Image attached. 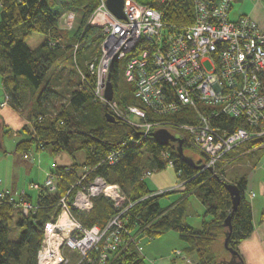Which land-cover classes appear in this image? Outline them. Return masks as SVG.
<instances>
[{"label":"trees","instance_id":"16d2710c","mask_svg":"<svg viewBox=\"0 0 264 264\" xmlns=\"http://www.w3.org/2000/svg\"><path fill=\"white\" fill-rule=\"evenodd\" d=\"M133 1L158 10L162 14L164 30L167 33L180 32L195 23V0ZM206 1L216 4L219 0ZM70 2L71 5L68 7ZM52 3L48 0H0V75L4 89L14 110L24 114L34 103L39 112L32 113V116L28 114L27 119L34 124V130L25 127L24 132L28 138L18 142L15 151L26 154L30 152L32 145L38 144L41 149L52 146L53 153L59 155L63 151L69 152L72 141H76L78 150L86 154V160L83 165L60 166L59 170L56 168L54 174L57 176V191L49 193L48 190L42 189L39 192L37 212L27 217L22 211L18 212L17 227L21 228L22 232L18 241H12L9 233L10 221L16 211L14 205L7 199L0 204V264H37V252L43 243L45 224L50 222L51 218L59 216L61 199L82 178L85 170L92 169L88 180L95 176H104L108 183L121 187L127 200L123 209L126 208L128 201L133 203V206L121 216L124 228L128 229L129 233L124 235L127 247L121 252L107 256L105 263L100 258V251H96L76 264H144L136 240L131 241V238L148 242L171 231L181 236L186 245L185 251L197 257L194 264H228L231 259L229 252V259L219 261L217 253L212 249L218 241L224 245L226 233L229 231L225 220L229 217L233 228L229 245L236 252L240 253V243L252 236L253 211L250 201L246 198L248 180L245 178L235 183L242 191L243 198L239 207L232 212L233 202L225 188L229 182L225 180V169H220L222 164L218 166L217 171L195 170L178 157L177 144L162 147L151 136L144 139L141 131L133 127L129 134L121 138H112L110 141L103 127L96 126L99 122L107 127L112 124L105 117L106 113L110 114L109 109L94 96L97 76L90 71L89 66L93 63L98 65L102 57V45L106 39L103 29L90 22L100 0H69L63 12L52 10ZM233 8L234 5L230 12ZM76 11L83 14L82 27L63 31L62 16L68 12H75L77 21ZM21 28L24 29V33L18 35ZM33 31L46 36L38 49H31L26 42V37ZM63 41L72 49V63L81 79L76 89L69 94V108L53 116L46 111H49L54 99L61 97L62 93L61 90L50 86L46 76L53 69L55 60L60 58L59 55L65 53ZM90 45L94 46L91 48L93 55L91 57L85 53ZM84 58L90 59L83 64L81 60ZM125 62L126 60H123V68L122 61L112 64L111 76L115 91L119 88L121 76L125 78ZM83 76L86 80H83ZM262 80L264 91V77ZM130 86L132 100L122 95L118 104L122 107L127 99L131 107L141 108L146 112V117L152 119L151 113L134 97L135 86ZM194 115L192 110H187L177 116H166V119L192 123L190 120ZM117 121L121 124L126 123L119 119ZM220 122V125L217 123L215 125L229 128L230 132L242 127V122L233 117L222 116ZM2 129L1 135L9 133L4 124ZM174 134L183 139L186 155L190 150L189 155L193 159V155H198L195 160L199 165L207 163L205 155L193 147L190 136L185 133ZM132 139L141 143L134 145ZM263 144L264 140L254 139L233 152L254 150L263 147ZM116 149H124L125 152L116 164L111 165L105 160ZM170 161H173L174 170L183 176L186 182L181 191L180 201L169 208H163L159 202L160 195H152L154 193L145 183V176L149 170L166 168ZM74 190L69 195L70 201L73 199ZM193 194H197L200 202L206 207L201 228L185 222L189 198ZM72 212L83 226L105 229L120 209L108 198L100 197L95 200L91 213L81 214L74 208ZM262 218L264 219V213Z\"/></svg>","mask_w":264,"mask_h":264},{"label":"built area","instance_id":"2783aa9c","mask_svg":"<svg viewBox=\"0 0 264 264\" xmlns=\"http://www.w3.org/2000/svg\"><path fill=\"white\" fill-rule=\"evenodd\" d=\"M232 2L219 0L212 4L195 0V23L177 33L165 32L158 10L132 0H126L125 20L117 19L108 10L107 0H100L90 19L92 24L99 21L97 25L106 35L98 65H89L90 71L97 76L94 89L97 101H101L115 119L139 129L144 139L161 129L187 134L193 147L205 155L207 169L216 171L244 143L264 140V30L250 16L231 20ZM75 21V12L65 13L61 18L62 29H73ZM123 60H126L125 81L135 86L134 97L151 113L152 119L139 107L125 110L115 100L109 102L105 98L112 64ZM83 80H86L84 76ZM6 99L9 101L8 96ZM187 110L195 113L190 120L192 123L166 119V116H177ZM133 114L140 118L139 123H131ZM222 116L241 121L242 127L230 132L229 128L216 126V123L221 124ZM131 142L141 143L133 139ZM124 152V149H116L105 161L114 165ZM169 166L174 168L173 161ZM92 170H85L82 178L61 199L59 216L45 224L37 264H70L68 253L75 252L79 261H83L96 251H100L105 263L107 256L126 249L124 235L129 233L121 216L133 203L128 201L123 209L127 200L121 187L108 183L104 176L88 180ZM48 176L42 185L31 183V191L56 192L57 176L54 171ZM72 190L75 193L70 201ZM30 195L24 190L16 199L8 190L0 189V204L7 199L14 207L22 206L21 211L27 217L38 209L29 199ZM100 197L111 200L120 212L105 229L87 228L74 217L72 209L89 214ZM132 240H136L142 251L143 241L133 237Z\"/></svg>","mask_w":264,"mask_h":264},{"label":"rangeland","instance_id":"374dc122","mask_svg":"<svg viewBox=\"0 0 264 264\" xmlns=\"http://www.w3.org/2000/svg\"><path fill=\"white\" fill-rule=\"evenodd\" d=\"M49 2L52 3V10L57 11V12H63L64 6H66L69 3V0H48ZM133 1V0H132ZM242 0H234L233 5L234 8L230 12L229 16L231 20H235L236 15L242 6ZM71 5V2L68 4V7ZM77 12V11H76ZM77 21L74 25V28H79L82 27V19H83V14L80 13L79 11L77 12ZM66 18V16H65ZM63 17L62 21L65 20ZM65 23V22H64ZM99 21H94L93 24L97 25L99 24ZM64 25V24H63ZM66 30V29H65ZM64 31V30H63ZM24 29H19L18 30V35H23ZM46 39L45 35H41L40 33L37 32H32L31 35L26 37V42L28 46L32 49H38L41 47L43 44V41ZM63 50L65 53L60 54V58L55 60V64L53 66V69L48 73L46 76V80L48 83H50L51 87H54L55 89H58L59 91L61 90L62 96L61 97H56L54 101L52 102L51 108L49 111H46V113L52 114L53 116L57 115V113L62 112L65 108L68 109L70 105V93L76 89L78 83L80 82V77L78 73L76 72V67L73 66L72 63V49H69L70 47L65 44L63 41ZM93 45H90L87 47L85 53H88V56L91 57L93 56L91 53V48H93ZM90 59V58H89ZM89 59H82L81 62L83 64L87 63ZM122 68L124 67L123 61H122ZM122 95L124 97L129 98L132 100V94H131V86L125 81V78L123 75L121 76V81L119 83V88L118 90L115 91V97H116V102L119 103V99H121ZM9 96L3 85V80L2 76L0 75V111H2L3 108L11 107L10 102L6 99V97ZM7 102V103H6ZM6 103V105H3ZM125 105H122L120 108H124L127 110V107H131V103L126 99ZM120 106V105H119ZM12 108V107H11ZM13 109V108H12ZM37 107L35 108L34 103L29 107V110L26 111V113L22 114L21 112H17V114L20 116L21 120L23 121L24 125L22 127L16 128L17 125L11 122V119H7L8 117L5 116V114L1 115L0 114V120L2 124L6 127L7 130H9L8 134H3L1 137V144L3 146V149H0V179H2V182H0V189L6 191V190H13L16 189L18 191L25 190L27 192H30L33 202L35 204L38 203L37 193L31 191L29 188L31 183H39V184H44V179H42V182L38 180L41 179L40 173L38 171L41 169L50 171L51 164H57L59 167L60 166H72L74 164H79L83 165V163L86 160V154L82 150H78V143L76 141H72L71 148L68 151H63L62 153H59V155L54 154L52 149V146H48L47 148H39L38 144H34L31 147L30 152L27 154L32 155L35 160L34 164V173L32 176L28 174L29 169L28 167H24V164L22 163L23 160V155L22 153H17L15 151L16 149V144L20 141H24L25 139L28 138V135L24 132L25 127H29L31 130H34V127L31 122L27 119L28 114L32 116V113L36 114L39 113L37 112ZM25 121V122H24ZM140 118L136 116L135 114L131 115V123H139ZM98 127H103L105 130V135L106 137L111 141L112 138H121L127 134L130 133L131 125L126 124V123H112V125H109L107 127L103 123H97ZM3 131V129H2ZM1 131V134H2ZM19 131H22L20 133ZM79 142V141H78ZM80 144V142H79ZM191 154V151L187 153L189 155ZM257 154L255 153L254 155H245L244 157H241L236 163H235V168L231 171L228 172L226 175V180L230 183L232 180L231 178L237 174L239 177L241 175L248 176V179L250 181L252 180L251 178L254 177V182L255 184L259 183L260 180L264 179V160L259 161ZM194 159L198 158V155H193ZM32 158V157H31ZM259 162V165H258ZM169 166V165H168ZM230 167V166H228ZM40 168V169H39ZM58 168V167H57ZM224 166L221 165L220 169L223 170ZM229 169V168H228ZM59 170V168H58ZM169 170V169H168ZM155 173L154 171H152ZM31 177V178H30ZM44 178V177H42ZM157 176L156 177H147L145 183L148 184L149 188L151 190H157L158 187L154 183V181H157ZM167 181H174L176 182V177L172 178L170 175L165 178ZM177 183V182H176ZM255 193L257 194V202H261L263 198L259 195V189L256 188ZM168 197V196H167ZM163 197L164 199L161 200L160 204H162L163 208H166V206H170L171 201L167 198ZM170 201V202H169ZM189 211L187 217H186V223L189 225H193L195 227L200 228L201 227V222H202V216H203V206L199 201L197 200L196 196H191L189 200ZM15 214L10 221V239L12 241H18L21 232V229L17 227V219H18V212L21 211V208L19 206H15ZM258 213V212H257ZM44 239V238H43ZM153 241L147 242L143 241L142 242V248L150 246V244ZM214 252H216V256H218L219 261H223L226 259H229L230 256L228 254V251L224 249L223 242L218 241L215 243L214 248L212 249ZM70 257V264H76L77 261H79V256L74 252L68 253Z\"/></svg>","mask_w":264,"mask_h":264},{"label":"crops","instance_id":"0c3cea01","mask_svg":"<svg viewBox=\"0 0 264 264\" xmlns=\"http://www.w3.org/2000/svg\"><path fill=\"white\" fill-rule=\"evenodd\" d=\"M241 3L242 6L240 7L238 13L234 15L236 16L235 20L241 16H248V17L250 16L257 23V25L264 30V2L258 3L255 0H242ZM0 114L1 115L5 114V116L8 117L7 119H11V122L17 125L16 128L22 127L24 125L20 116L11 107L3 108L2 111H0ZM17 153H21V152H17ZM255 153H259L257 154V157L260 162L264 160V147L255 148L254 150L244 151V152L237 150L231 153L227 157V159L222 162V165L224 166L223 169H225V180L227 173L231 172L236 167L235 163L241 157H244L245 155H254ZM23 156L24 157L22 163L24 164V167L26 168L28 167L29 169L28 174L32 176V174L34 173L33 168L35 164L34 157L29 154L27 155L24 154ZM51 165L52 166L49 172L43 169L41 170L39 168L40 170L38 171V173H40L41 179L38 178V180L40 182H42V179H44L45 182L49 177L48 175L51 171L55 172L56 169H54V166L57 164H51ZM57 167L59 166L57 165ZM154 172L155 173H153L150 170L147 171V174L145 176V181L147 177L157 176L158 179L157 181H154V183L156 184L158 189L157 190H151L150 188L149 189L156 194L162 192V194H159L160 195L159 202H161L162 199L168 196L167 198L171 201L170 206L175 205V203L180 201V199L182 198L181 191L183 190L186 182L184 181V177L181 176L180 174H177V172L171 166H167L162 170H157ZM169 175L172 178L176 177L177 183L170 180L167 181L165 178ZM245 178L248 180V186L246 189V198L247 200L250 201L252 206L254 231L250 238L240 243L239 245L240 255H242L245 264H264V219L262 218L264 213V179L260 180L259 183L255 184V182L253 181L254 177H252L251 178L252 180L250 181V179H248V176L244 177L243 175H241V177H239L237 174H235L231 178L232 180L230 181V183L234 184L237 181ZM226 181L228 182V180ZM0 182H2V179H0ZM256 188L259 189L260 192L259 195L263 198L261 202H257V203H256L257 194L255 193ZM8 191L11 192V194L17 199L24 190L18 191L16 189L13 190L11 189ZM33 192H35V194L37 193V197H38L39 193L36 191ZM191 196H196L197 200L199 201V203L202 204L204 208L203 216H202V222H203V217L206 211V207L202 202H200V199L197 194H193ZM29 199L33 201L32 196ZM170 206L168 205L166 206V208H169ZM188 209L186 211V217L187 215H189ZM186 217H185V221H186ZM150 241H153L152 242L153 244H150V246L148 247L142 248L141 251L142 258L144 259V264H194L195 260L197 259L195 255L192 254L190 255L185 251L186 245L184 241L181 239V236H179L177 232L171 231L170 233L161 235L159 238L152 239ZM150 241L148 242L150 243Z\"/></svg>","mask_w":264,"mask_h":264},{"label":"water","instance_id":"95a60500","mask_svg":"<svg viewBox=\"0 0 264 264\" xmlns=\"http://www.w3.org/2000/svg\"><path fill=\"white\" fill-rule=\"evenodd\" d=\"M125 4L126 0H107V8L109 11L112 12V14L117 18V19H126V14H125ZM106 90H105V98L109 102L114 100V94H115V86L113 85L112 82V76L111 72L109 74V78L106 82ZM106 119L110 124L112 123H118L117 119L114 118L112 114L106 113L105 114ZM3 128V124L1 123L0 120V149H3V146L1 144V131ZM151 138H153L159 145L162 147H167L170 144H177V154L178 157L184 161L185 164H187L189 167L191 166L195 170H205L207 169V165L205 163L199 165L195 159H193L190 155L185 154V149H183V139L180 137H176L172 132H170L168 129H161V130H156V132L151 134ZM208 170L212 171V168H208ZM226 190H228L231 201L233 202V208L232 212H234L239 205L242 203V198L243 194L242 191L239 189L237 184H231L227 183L225 185ZM225 225L228 227L229 231L226 233V239L224 241L225 249L229 252L231 259L228 261V264H245L243 257L240 255V253L235 251L230 245L229 241L231 238V233H232V223H231V217L227 218L225 220Z\"/></svg>","mask_w":264,"mask_h":264}]
</instances>
